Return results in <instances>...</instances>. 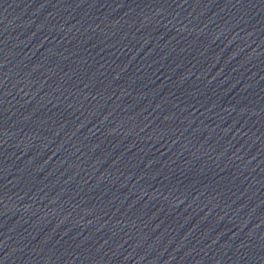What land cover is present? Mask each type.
<instances>
[{
    "label": "water",
    "instance_id": "obj_1",
    "mask_svg": "<svg viewBox=\"0 0 264 264\" xmlns=\"http://www.w3.org/2000/svg\"><path fill=\"white\" fill-rule=\"evenodd\" d=\"M0 264H264V0H0Z\"/></svg>",
    "mask_w": 264,
    "mask_h": 264
}]
</instances>
